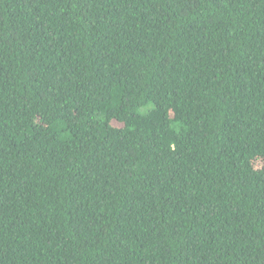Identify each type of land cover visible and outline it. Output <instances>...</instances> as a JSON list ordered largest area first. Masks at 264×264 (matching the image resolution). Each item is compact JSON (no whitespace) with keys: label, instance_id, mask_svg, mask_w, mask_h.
I'll return each mask as SVG.
<instances>
[{"label":"trees","instance_id":"obj_1","mask_svg":"<svg viewBox=\"0 0 264 264\" xmlns=\"http://www.w3.org/2000/svg\"><path fill=\"white\" fill-rule=\"evenodd\" d=\"M0 264H264V0H0Z\"/></svg>","mask_w":264,"mask_h":264}]
</instances>
